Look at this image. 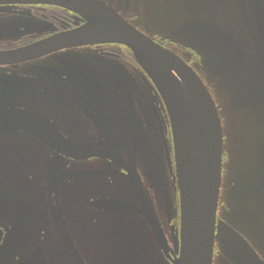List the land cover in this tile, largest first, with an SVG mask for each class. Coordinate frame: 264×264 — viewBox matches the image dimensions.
<instances>
[{
  "label": "flooded vegetation",
  "instance_id": "af4514ba",
  "mask_svg": "<svg viewBox=\"0 0 264 264\" xmlns=\"http://www.w3.org/2000/svg\"><path fill=\"white\" fill-rule=\"evenodd\" d=\"M102 1L188 63L216 104H221L217 90L226 93L225 104H234V108L237 104H264V0H244L243 4L235 0L242 27L231 32L228 22L225 28L210 25L221 40L218 48L208 46L211 53L202 46H207L204 41L192 45L149 34L136 22L137 15H129L131 0ZM86 23L82 16L55 5L0 6V53L74 32ZM247 65L254 69L238 75L218 74ZM4 106L30 114L36 124L25 131L13 120L0 128V188L18 201L22 206H17L19 214L24 215L16 220L15 215L0 218V264H43L40 255L47 264H79L58 223L84 263L90 264L72 221L66 219V201L71 211L87 204L95 212L89 216L92 227L98 222L95 215L112 214L96 205L101 200L141 206L133 186L135 182L140 187L139 178L176 250L179 195L170 122L153 83L128 47L79 45L24 62L0 64V107ZM95 154L99 156H92ZM81 172L112 174L74 175ZM75 190L86 198L83 203L71 199L78 193ZM26 214H30L28 218ZM224 224L228 222L218 218L213 264L264 263V251L234 227L250 248L227 245L219 235ZM111 243L109 239L106 244L98 231L86 234L82 246L92 248L93 256L98 250L103 256L113 254L116 263ZM15 246L18 252H13Z\"/></svg>",
  "mask_w": 264,
  "mask_h": 264
},
{
  "label": "water",
  "instance_id": "95a60500",
  "mask_svg": "<svg viewBox=\"0 0 264 264\" xmlns=\"http://www.w3.org/2000/svg\"><path fill=\"white\" fill-rule=\"evenodd\" d=\"M243 1L239 0L240 4ZM28 4L64 7L82 16L87 23L79 30L51 40L0 53V64L32 60L64 47L105 43L125 45L131 49L139 66L152 80L167 109L175 152V180L180 195V230L175 237L176 250L170 247L140 178L141 192L135 182L133 186L140 196L141 206L111 200H101L96 205L112 213H140L169 263L213 264L217 211L223 179L224 132L219 111L207 87L180 57L134 28L101 0H0V6ZM253 69V66L247 65L237 67L233 72L218 74L238 75ZM27 114L24 111L12 112L5 106L0 107V128L8 127L15 120L22 126V130L29 131L36 120ZM67 145L70 148L72 146L69 142ZM110 174L112 173L81 172L74 175ZM17 206L22 207L0 188V218L15 215L13 219L16 220L24 217L19 214ZM29 215L25 216L28 218ZM53 217L57 219L56 212H53ZM58 225L78 263L85 264L63 225ZM219 235L231 247H249L245 239L227 225H223ZM40 257L43 264H47L44 257Z\"/></svg>",
  "mask_w": 264,
  "mask_h": 264
},
{
  "label": "rangeland",
  "instance_id": "374dc122",
  "mask_svg": "<svg viewBox=\"0 0 264 264\" xmlns=\"http://www.w3.org/2000/svg\"><path fill=\"white\" fill-rule=\"evenodd\" d=\"M130 4L129 15H137L139 20L136 22L149 34L172 37L180 42L182 39L192 45L204 41L207 46H202L207 53H211L208 46L218 48L221 43L220 35L214 31L220 27L218 25L225 28L224 23L228 22L230 31L235 32L243 24L235 0H207L206 3L201 0H131ZM206 79L211 82L208 76ZM215 95L221 102L217 107L222 113L227 154L219 217L248 235L255 246L264 251V104H237L238 108H234V104H225L227 95L224 91L217 90ZM75 191L78 193L71 199L83 203L86 198ZM65 210L68 212L66 219L72 221L75 235L80 240L78 243L90 264H168L148 224L139 214L95 215L98 222L91 227L89 216L95 212L87 204L71 211L69 201H66ZM80 216L82 218H78ZM72 219L78 220L77 223ZM98 231L106 244L111 239L116 263L113 254L103 256L98 250L99 254L93 256L92 248L82 246L86 234ZM18 250L15 246L13 252Z\"/></svg>",
  "mask_w": 264,
  "mask_h": 264
},
{
  "label": "bare ground",
  "instance_id": "6f19581e",
  "mask_svg": "<svg viewBox=\"0 0 264 264\" xmlns=\"http://www.w3.org/2000/svg\"><path fill=\"white\" fill-rule=\"evenodd\" d=\"M114 215H116V213H112V214H111V216H114ZM121 216H125V215H124V214H122Z\"/></svg>",
  "mask_w": 264,
  "mask_h": 264
},
{
  "label": "crops",
  "instance_id": "0c3cea01",
  "mask_svg": "<svg viewBox=\"0 0 264 264\" xmlns=\"http://www.w3.org/2000/svg\"><path fill=\"white\" fill-rule=\"evenodd\" d=\"M201 2H203V3H206L207 2V0H201ZM199 4V3H198Z\"/></svg>",
  "mask_w": 264,
  "mask_h": 264
}]
</instances>
